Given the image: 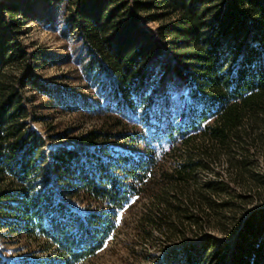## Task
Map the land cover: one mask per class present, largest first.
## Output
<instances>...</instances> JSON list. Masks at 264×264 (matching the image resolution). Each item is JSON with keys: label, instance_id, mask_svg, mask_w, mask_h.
<instances>
[{"label": "trees", "instance_id": "16d2710c", "mask_svg": "<svg viewBox=\"0 0 264 264\" xmlns=\"http://www.w3.org/2000/svg\"><path fill=\"white\" fill-rule=\"evenodd\" d=\"M13 1L0 2V231L10 241L44 236L49 252L24 264H79L95 255L115 212L131 196L158 186L160 193H153L140 218L144 229L174 232L185 219L198 229L203 218L190 215L191 208L206 215L228 209L235 219L248 200L240 208L229 201L217 204L202 191L217 194L225 184L196 181L199 167L223 156L246 192L264 191V176L247 160L250 148L260 144L264 150V0H72L79 54L86 50L84 69L104 104L85 95L68 97L77 99L73 107L115 115L76 144L56 146L49 168L42 155L45 140L26 121L31 110L25 88L33 84L42 54L14 37L23 24ZM163 47L175 57L169 82L188 90L178 124L156 111L163 121L153 122L146 109ZM59 91L49 93L63 96ZM139 122L155 132L148 135ZM113 141L139 150L116 149ZM163 143L177 158L170 169L161 164ZM74 197L96 209L67 212L64 200ZM236 222L241 227L232 244L219 248L224 253L219 264H264V204ZM186 264H199L195 252H186Z\"/></svg>", "mask_w": 264, "mask_h": 264}, {"label": "rangeland", "instance_id": "374dc122", "mask_svg": "<svg viewBox=\"0 0 264 264\" xmlns=\"http://www.w3.org/2000/svg\"><path fill=\"white\" fill-rule=\"evenodd\" d=\"M13 2L17 6V16L21 17L23 24L19 32L13 31L14 37L21 40L29 51H39L37 54H42L37 59L33 84L25 88L27 105L31 110V118L26 121L28 126L33 127L45 140L42 155L47 160L44 166L49 168L48 161L56 146L66 143L76 144L83 133L101 126L108 116L114 117L115 114L109 115V111L104 108V112L99 113L86 108L73 107L77 99L68 97L76 95L79 98L85 95L91 101H101L104 104V99L98 93L99 90L87 78L84 69L87 62L85 56H88L86 50L79 54L82 45L79 31L71 23L73 1L14 0ZM4 28L5 26L2 29ZM158 57L156 81L148 94L149 104L146 105V109L153 122L163 121L158 117L155 118L153 113L156 111L157 116L161 118L168 116V120L178 124L180 111L188 98V90L183 85L169 82L168 77L175 62L173 52L163 47ZM56 87L63 96L49 93ZM124 121L133 128L131 130H136L130 121L126 119ZM138 126L148 135L155 132L154 129L149 132L140 122ZM110 143L114 144L116 149L127 152L139 150L138 146L130 143L122 144L117 141ZM163 145L166 148L160 155L161 164L165 169H170L176 164L177 158L170 154L172 147H167L165 143ZM258 145L250 148L247 154L248 166L264 176V150L260 144ZM89 146L96 151L97 145ZM236 158L240 159L238 155ZM196 181L201 185L214 181L225 184L223 190L217 194L202 191L207 198H213L217 204L229 201L236 203L237 208H240L243 201L248 200L250 203L241 214H235V219H230L232 213H229L228 209L221 208L209 212L207 210L206 215L191 208L190 215L198 214L203 218V224L198 229H190L189 219H185L184 224L174 232L166 227L163 231L149 229L148 225L144 229L145 225L140 222V218H143L142 215L151 206L153 193H160L161 189L158 186L155 188L156 191L153 190L151 193L131 196L123 208L115 212L114 225L103 247L79 264H186V252L190 250L197 255L199 264H219L217 258L224 257V253L218 251L219 248L232 244L234 234L241 227V223L235 224L236 221L241 217L246 218L264 204V191L261 194L246 192L247 190L241 186L242 183L235 180V174H232L224 156L221 161H209L205 167H199ZM47 186L51 187V190L56 187L51 179L47 180ZM246 193L249 198L245 197ZM57 198L60 199L59 195ZM64 201L67 212L82 214L96 209L94 204L78 197ZM51 212L45 217L46 222L49 221ZM2 232L0 231V264H24L28 261L36 263L37 259L49 255V252L44 250L48 242L44 236L22 237L10 241L3 237Z\"/></svg>", "mask_w": 264, "mask_h": 264}]
</instances>
